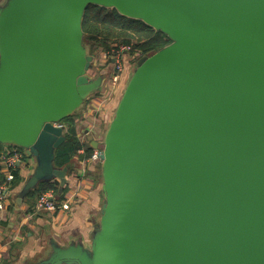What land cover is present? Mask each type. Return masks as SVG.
I'll return each mask as SVG.
<instances>
[{
  "label": "water",
  "instance_id": "95a60500",
  "mask_svg": "<svg viewBox=\"0 0 264 264\" xmlns=\"http://www.w3.org/2000/svg\"><path fill=\"white\" fill-rule=\"evenodd\" d=\"M88 6L170 41L141 60L98 149L90 253L47 264H264V0H9L0 10V143L57 174L60 122L104 81L82 48ZM87 133V132H86Z\"/></svg>",
  "mask_w": 264,
  "mask_h": 264
},
{
  "label": "crops",
  "instance_id": "0c3cea01",
  "mask_svg": "<svg viewBox=\"0 0 264 264\" xmlns=\"http://www.w3.org/2000/svg\"><path fill=\"white\" fill-rule=\"evenodd\" d=\"M129 61L131 56L123 55L124 81L129 72ZM96 75L104 76L101 69L96 71ZM107 79L104 76L102 86L90 93L73 113L60 122L62 124L64 120L71 119L75 125L76 140L87 145L84 144L68 164L62 167L53 165L57 174L44 182L37 181L23 196L22 191L33 177L35 160L27 157L25 151L18 148L24 158L14 171L8 200L0 211V264H47L56 255L57 250L66 251L71 247L91 252L97 237L104 197L101 189L102 163L90 160L91 155L89 156V151L86 150L92 149L88 136H92L95 141L100 140L99 137L104 135L109 127L120 99L117 94L119 87L106 85ZM103 86H106L107 92H104ZM94 95L99 98L92 102L90 99H93ZM78 119L86 126L81 132L82 135L77 129ZM66 133L65 128V137ZM13 147L0 143V156ZM1 177L0 173V180ZM43 184H46V191H51L57 200L68 199L70 210L56 214L35 212L34 205L39 196L40 185ZM57 264L78 263L60 261Z\"/></svg>",
  "mask_w": 264,
  "mask_h": 264
},
{
  "label": "trees",
  "instance_id": "16d2710c",
  "mask_svg": "<svg viewBox=\"0 0 264 264\" xmlns=\"http://www.w3.org/2000/svg\"><path fill=\"white\" fill-rule=\"evenodd\" d=\"M82 32L89 45L101 43L100 46L107 52L120 46L129 47L128 54L133 56L138 53V59L142 60L170 43L167 37L159 31L144 25L141 21L129 19L119 15L115 10H107L98 6H88L82 19ZM119 40V42H118ZM66 130V141L55 153L54 165L62 167L68 164L77 151L87 143L81 144L75 138L74 122L71 119L62 123ZM89 156L92 154V149ZM46 184L40 185L39 194L46 191ZM57 192V191H56ZM38 194V195H39Z\"/></svg>",
  "mask_w": 264,
  "mask_h": 264
},
{
  "label": "built area",
  "instance_id": "2783aa9c",
  "mask_svg": "<svg viewBox=\"0 0 264 264\" xmlns=\"http://www.w3.org/2000/svg\"><path fill=\"white\" fill-rule=\"evenodd\" d=\"M129 47L120 46L109 51L106 56L110 59L112 64V70L110 75V81L113 86L118 84L123 73L122 59L123 55L128 54ZM138 53H135L132 58H137ZM85 142V141H84ZM101 144V141H97ZM99 150L92 149L91 161H100L98 158ZM24 155L18 148L7 149L0 156V173L2 174L0 180V211L4 209V206L8 200V192L14 181V171L17 165L23 160ZM71 204L68 199L57 200L51 191H46L36 199L34 205L35 212H45L49 214H56L59 212H67L70 210Z\"/></svg>",
  "mask_w": 264,
  "mask_h": 264
},
{
  "label": "rangeland",
  "instance_id": "374dc122",
  "mask_svg": "<svg viewBox=\"0 0 264 264\" xmlns=\"http://www.w3.org/2000/svg\"><path fill=\"white\" fill-rule=\"evenodd\" d=\"M8 1L9 0H0V10L1 9H4L7 5H8ZM107 10H111V9H107ZM119 42V40H118ZM90 43L87 42V39L85 38L84 34L82 36V48H83V52L85 55H93V62L87 72L88 76L90 77H95L96 76V71L97 70H102L104 76H106L108 79H107V84L106 85H111V81H110V75H111V70H112V64H111V61L110 59L106 56V54L108 53V51L106 52L104 50L103 47L100 46L101 43H95L94 47L95 49H93V46L89 45ZM113 45V48L115 47L116 44H111ZM111 49V50H112ZM141 62L140 59L138 58H132L131 61L128 62V64L130 65L129 66V72L127 73V77L125 78V81L123 80V78L121 77L120 81L118 84H115L116 85V88L119 87V90H118V99L119 97L121 96L122 92H123V89L125 88L127 82L129 81L133 71L135 70V68L138 66V64ZM103 90H105L104 92H107L105 87L106 86H103ZM96 98H99V97H96L94 95V98L93 99H90V101H94V99ZM85 108V107H84ZM88 108V106L86 107V109ZM77 129L78 131L80 132V134L82 135V131L84 129H86V126L84 124V122H80V119L77 120ZM103 137L104 135L100 136V141L102 143L103 141ZM83 140V139H82Z\"/></svg>",
  "mask_w": 264,
  "mask_h": 264
}]
</instances>
